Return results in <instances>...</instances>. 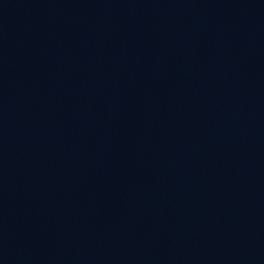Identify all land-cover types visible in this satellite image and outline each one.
Wrapping results in <instances>:
<instances>
[{
	"label": "water",
	"instance_id": "1",
	"mask_svg": "<svg viewBox=\"0 0 264 264\" xmlns=\"http://www.w3.org/2000/svg\"><path fill=\"white\" fill-rule=\"evenodd\" d=\"M0 264H264V0H0Z\"/></svg>",
	"mask_w": 264,
	"mask_h": 264
}]
</instances>
